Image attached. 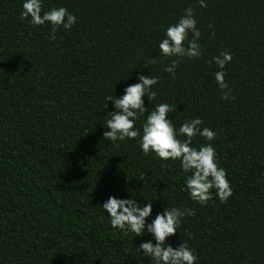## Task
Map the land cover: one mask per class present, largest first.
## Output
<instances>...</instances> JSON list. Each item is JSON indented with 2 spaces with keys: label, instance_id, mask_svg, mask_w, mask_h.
Wrapping results in <instances>:
<instances>
[{
  "label": "trees",
  "instance_id": "trees-1",
  "mask_svg": "<svg viewBox=\"0 0 264 264\" xmlns=\"http://www.w3.org/2000/svg\"><path fill=\"white\" fill-rule=\"evenodd\" d=\"M22 2L0 0V264H152L138 250L149 234L110 227L101 208L109 195L152 201L149 222L162 207L193 209L166 242L185 241L196 264H264V0H44L77 18L55 40L49 25L20 19ZM188 7L202 55L180 60L175 76L163 70L169 59L145 64ZM221 52L232 55L231 100L210 62ZM138 73L158 77L149 111L166 102L174 126L199 117L216 133L233 190L226 202L192 201L179 162L144 155L138 137L104 140L105 97L122 95Z\"/></svg>",
  "mask_w": 264,
  "mask_h": 264
},
{
  "label": "clouds",
  "instance_id": "clouds-1",
  "mask_svg": "<svg viewBox=\"0 0 264 264\" xmlns=\"http://www.w3.org/2000/svg\"><path fill=\"white\" fill-rule=\"evenodd\" d=\"M197 3L201 8L207 6L205 0H197ZM21 7L20 19L27 20L32 26L49 25L52 40L56 38L57 29L69 30L77 21L76 16L64 6L45 10L44 0H23ZM196 24L193 9H184L177 22L164 29L163 38L158 42L157 56H152L144 63H156L161 57L169 59L163 70L175 76L180 60L198 59L202 55V49L199 43L201 33ZM172 57L175 59H170ZM231 60V53L221 52L210 61L216 65L214 80L222 93L221 98L226 100L232 99V89L224 79L225 65ZM157 83L158 77L138 73L136 82L126 85L122 95L105 97L107 102H111L113 111L108 112L103 126L107 129L102 133L104 140L122 142L138 137L139 150L144 155L153 154L161 161L179 162L180 169L185 174L182 191H186L192 201L205 205L215 195L221 203L226 202L233 190L226 171L219 166L217 153L211 143L216 133L207 126L201 127L203 122L199 117L186 119L179 127L174 126L173 119L169 116L176 108L166 102L153 105L149 111L145 106V98L149 103L156 98L157 92L153 90V86ZM105 107L107 108V103ZM141 117L143 120L140 126L135 127ZM197 136L207 143L193 146L192 140ZM140 178L144 179V176ZM143 201V204L137 203L133 195L127 198L109 195L102 202L101 208L107 215L111 228L136 237L145 233L150 235V239L139 244L138 250L152 264H196L198 257L185 241L182 240L176 247L166 242V238L178 233L181 221L185 216L193 215L194 210L175 206L162 207L149 222L146 218L153 211L152 201Z\"/></svg>",
  "mask_w": 264,
  "mask_h": 264
}]
</instances>
